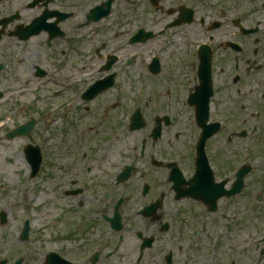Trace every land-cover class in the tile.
Returning a JSON list of instances; mask_svg holds the SVG:
<instances>
[{"label":"flooded vegetation","instance_id":"af4514ba","mask_svg":"<svg viewBox=\"0 0 264 264\" xmlns=\"http://www.w3.org/2000/svg\"><path fill=\"white\" fill-rule=\"evenodd\" d=\"M22 1L0 23L45 35V183L76 219L45 264H221L253 231L264 256V0Z\"/></svg>","mask_w":264,"mask_h":264},{"label":"rangeland","instance_id":"374dc122","mask_svg":"<svg viewBox=\"0 0 264 264\" xmlns=\"http://www.w3.org/2000/svg\"><path fill=\"white\" fill-rule=\"evenodd\" d=\"M32 14L33 10L28 9L20 22L26 23L23 19ZM50 60L45 50V35L27 43L9 37H4L0 42V67H4L0 71V93L3 94L0 99V182L4 184L0 189V214L4 213L8 219L7 225L2 226L0 223V261L7 260L8 264H14L18 259H23V264H45V249L58 246L50 239L56 237L65 225L69 226L70 221L75 223L76 220H73L74 215L64 211L65 203L54 198L52 186L45 183V111L58 102L47 93L57 88L48 79L35 77L34 68L43 66L51 73H56L57 66L52 65ZM79 82L81 79L75 83ZM31 116L37 119L33 138L44 157L41 172L33 180L30 179V167L24 152L30 141L22 137L6 140L8 132L29 122ZM54 133H58L56 128L51 136ZM60 150L57 142L54 153ZM11 167L17 170L11 172ZM26 219L31 221L32 231L30 239L22 241L21 229ZM253 234L247 238L244 233L239 234L241 247L237 251L224 247L220 256L221 264H264V256H260L259 251L244 250L245 245L255 242L254 231ZM45 239L49 240L46 246Z\"/></svg>","mask_w":264,"mask_h":264},{"label":"water","instance_id":"95a60500","mask_svg":"<svg viewBox=\"0 0 264 264\" xmlns=\"http://www.w3.org/2000/svg\"><path fill=\"white\" fill-rule=\"evenodd\" d=\"M18 135V133H17V131L16 132H13L9 137L10 138H13V137H15V136H17ZM18 264H20V262H18Z\"/></svg>","mask_w":264,"mask_h":264},{"label":"bare ground","instance_id":"6f19581e","mask_svg":"<svg viewBox=\"0 0 264 264\" xmlns=\"http://www.w3.org/2000/svg\"><path fill=\"white\" fill-rule=\"evenodd\" d=\"M18 160H20V158H19ZM21 162H23V161H21ZM11 168H12V169H11V172H14L13 170H17L16 167H11Z\"/></svg>","mask_w":264,"mask_h":264}]
</instances>
